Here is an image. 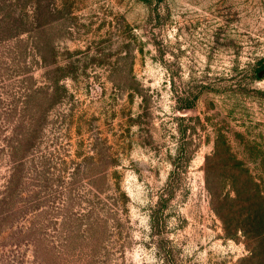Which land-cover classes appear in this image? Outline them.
I'll return each mask as SVG.
<instances>
[{
    "label": "rangeland",
    "instance_id": "374dc122",
    "mask_svg": "<svg viewBox=\"0 0 264 264\" xmlns=\"http://www.w3.org/2000/svg\"><path fill=\"white\" fill-rule=\"evenodd\" d=\"M225 146L261 175L264 0H0V264H250Z\"/></svg>",
    "mask_w": 264,
    "mask_h": 264
},
{
    "label": "trees",
    "instance_id": "16d2710c",
    "mask_svg": "<svg viewBox=\"0 0 264 264\" xmlns=\"http://www.w3.org/2000/svg\"><path fill=\"white\" fill-rule=\"evenodd\" d=\"M239 157L227 146L216 147L214 156L205 163V185L226 237L246 245L250 264H264V170L259 175ZM215 158L219 161L213 166L210 160Z\"/></svg>",
    "mask_w": 264,
    "mask_h": 264
}]
</instances>
